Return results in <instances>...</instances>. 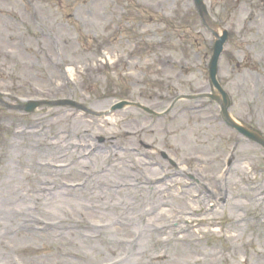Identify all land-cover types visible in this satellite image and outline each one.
<instances>
[{"label":"rangeland","instance_id":"obj_1","mask_svg":"<svg viewBox=\"0 0 264 264\" xmlns=\"http://www.w3.org/2000/svg\"><path fill=\"white\" fill-rule=\"evenodd\" d=\"M213 0H208L212 2ZM32 1L31 4H34ZM53 2L57 3L56 0ZM48 3L47 5L41 2L45 12H48L46 7H50L54 10L62 9L65 14L62 16V21L50 20L45 22L43 17L38 19L42 20V29L44 34L50 33L56 39H60L62 42L63 49L66 54V58L71 63H84L89 59L90 62L96 60V48L95 44H92V40L97 36L108 37L115 23L128 22L130 21V15L126 14L131 7L138 6L141 10L142 2L151 3L154 5L156 10L152 14H145L140 23L145 26H153V20L163 27L165 31L170 33V39H163L159 34L160 30L156 28H141L139 31L132 28H125L124 33L119 37V43L114 46V52L121 54L125 51L128 45V40H144L146 49H144L142 55H159V54H172L177 59H185L190 67H196L195 72L191 73L194 75V85L204 87V92L210 91L209 74L206 68V62L211 52V41L210 36H205L198 29V21L196 16L186 18L184 15L185 9L188 6L185 0H111L110 7L103 6L100 1L93 3L91 0H71L62 1L56 7L55 3ZM264 2V0H263ZM26 3L25 0H0V6L4 10H10L15 13V16L10 13L4 12L0 15V44L5 45L7 51H14V61L11 66L7 63L3 66L0 60V84L5 83H16L24 82V78L33 81L37 85L47 86L48 82L45 76L48 74L49 69L44 67L42 69L41 63H43L42 55H38L37 51L42 48L39 46L41 43L39 33L30 26H24L21 21L18 20L16 14L19 13V5ZM37 5V1L35 2ZM242 10L240 15H232L230 9L226 6L215 4L212 2L210 10H212L213 17L219 23L220 28L235 31V37L230 41L229 46L226 49V54L221 64L220 80L225 84L228 91L233 96V108L231 113L253 130L260 131L264 134V18L260 15L259 23L253 19L248 20L252 14L251 8L247 2H243ZM262 2L260 6L262 7ZM258 23V24H257ZM257 24V25H256ZM173 25L187 27L184 31L178 32L173 28ZM256 25V26H255ZM258 32V34L256 33ZM159 33V34H158ZM43 34V35H44ZM129 35V36H125ZM57 39V40H58ZM18 42H16V41ZM165 41V42H164ZM50 56H53V50L51 47H46ZM127 48L126 50H128ZM210 53V54H209ZM33 68V70H32ZM41 70V72L39 71ZM124 75L108 76L106 79L100 81L98 87L90 89L91 96H86L87 108H92L93 111L104 112L106 108H110L114 100L109 96H102L107 91H123L124 97L120 100H128L129 95L138 96L140 98L141 90L137 87H132V84L128 80L130 72ZM188 75V76H191ZM140 77H145V73H141ZM256 78H260L261 86L259 87L256 82ZM46 83V84H45ZM24 85L30 89V85L24 83ZM191 86L183 87V91L191 90ZM145 105L150 106V103L145 99L141 98ZM80 103V99L77 100ZM208 103V102H206ZM84 104V103H83ZM182 106V103L175 106V110ZM152 107V106H150ZM68 110V109H67ZM66 109H55L56 112H62L52 122L55 125V132L60 130H74L72 127L73 123H76L74 116L70 118L69 112ZM109 110V109H108ZM127 113H117L112 117L114 122H119L120 129H124L126 132L139 131V135L133 139V143L143 141L150 146L151 155L163 147L169 150L174 156L187 160L190 156L204 157L210 162L216 163L219 166L222 151L226 146L236 138L232 132L227 131L226 127L218 122H213L211 119L206 120L203 118H195L194 116L179 119L173 124L171 135L167 136L164 134L165 124L149 134H144L142 128L146 121L138 112L128 109ZM164 110H158L160 113ZM166 111V110H165ZM126 112V111H125ZM209 114H219L220 109L217 105H210L208 109ZM141 113V112H140ZM13 119L14 124L20 123L18 115L15 113L6 114ZM142 121V122H141ZM220 122V121H219ZM95 129H99L98 126L89 125ZM117 130V129H116ZM114 130V132H117ZM54 132V133H55ZM91 133H95L92 131ZM99 133V132H98ZM102 135L109 136L105 131L101 132ZM239 138V137H238ZM240 139L241 158L245 163H238L235 167L236 171L240 165L244 167V173L236 171L233 174L237 190L234 191L235 195L244 196L250 186L256 182L264 181V178L255 177L254 172L258 167H264V150L258 145H253L248 142L245 138ZM75 142V138L71 140V143ZM25 144V143H22ZM8 152L11 153L12 147L9 144ZM64 155L59 154L56 156L45 155L42 156L44 160L57 161ZM66 161V159H61ZM15 171L21 175L20 180L13 184L9 189H13L12 196L8 195V201H12L14 204L20 200L22 195L28 191L30 196V190L35 187L34 183L29 182L27 175V165L21 162L18 166L16 162H11ZM29 164V163H28ZM112 167V164H108L105 168L106 171ZM248 167L253 170L250 172ZM195 170L196 168L193 167ZM215 170V166L207 167L204 171L207 174H212ZM242 175V176H241ZM107 176V175H106ZM106 181L115 183L117 181L108 180ZM14 181L13 179H11ZM15 188V189H14ZM74 193L72 195L63 196L64 201H67L68 206L59 207L55 206L49 213L46 211L41 212L40 207L35 212L33 210L34 202L37 200L33 197L25 199L23 203V211L26 209V213L21 216L20 220L13 225L9 226V213L13 210H6L2 215L4 221L2 227L4 231L5 240L0 243V264L6 262V264H13L11 261L14 255L21 257L23 264H101L107 263L116 257L117 249L109 243V236L107 234L97 231L95 225L98 223H104L105 225L110 224L116 219L123 218L125 214L123 211L125 207L121 204L119 196H110L109 194L100 195L97 197H89L88 191ZM79 195V196H78ZM132 194L124 193L122 196H126L128 199ZM111 198H116L115 201H111ZM39 200H42L39 198ZM83 200V201H80ZM111 201V202H110ZM241 207L243 203L241 200L237 201ZM25 208V209H24ZM63 211L60 212V209ZM30 211V212H29ZM243 215L247 216L246 211L243 209ZM22 210H18L14 207L15 214L21 213ZM32 212L40 214L42 217L50 221H61L63 225L60 226L59 232H56V236L50 235L42 236L34 235V237L16 235L9 237L6 235L8 230H15L17 226H20L22 222L30 218ZM264 212V211H263ZM253 214H255L252 211ZM235 217H242V213L231 214L229 212L220 215H213V221L209 222H231ZM2 218V217H1ZM220 219V220H219ZM216 226V225H215ZM71 227H78V230L72 231ZM230 230L238 236L237 239L231 240L229 245L222 247V242L219 239V234L211 239V243H217L220 249L228 250L229 247L236 248V245H240V237H243V243L249 245L251 237L257 239L253 243V248L244 250L248 252L247 256H241L240 251L235 252L233 256L235 264H243L244 260L248 257L251 264H264V260L261 262L258 260L256 255L264 254V241L261 240L258 235L263 233V229L258 227L252 229L251 226H246ZM11 230V231H12ZM2 233V232H1ZM3 235V233H2ZM6 235V236H5ZM112 236V234L110 235ZM61 239L60 241H53V239ZM204 251H208L204 245L201 246ZM147 249V248H146ZM74 256V259H70ZM243 257L244 260H243ZM240 260H243L241 262ZM151 261H147L146 264H150ZM155 264L157 260L153 261ZM153 264V263H152ZM174 264H186L176 260ZM226 264H231L230 262Z\"/></svg>","mask_w":264,"mask_h":264},{"label":"bare ground","instance_id":"obj_2","mask_svg":"<svg viewBox=\"0 0 264 264\" xmlns=\"http://www.w3.org/2000/svg\"><path fill=\"white\" fill-rule=\"evenodd\" d=\"M102 124L105 125L106 127H111L113 125L112 122L110 123V121L109 122L108 121H103ZM65 145L66 144L64 142L58 143L56 145V150H60V148H64ZM119 159L121 160V162L124 161V158H122V157H119ZM121 164L124 165V163H121ZM113 171H114V169H113ZM125 171H126V169H125ZM110 176L113 177L116 180L117 178H119L120 175L113 172V173H111ZM180 193L183 195V199L181 197H173L172 203L159 204L158 202H156L157 201L156 200L155 201L156 203L154 204V208H161V209H160V212H156V214L154 216L148 217V218H146V216H140L139 220L136 222V226H139V224L142 225V227L145 226V229H144L145 232H144V234H142V235H144V240L143 241L147 242V241H150V240H152L154 238H160L161 234L167 233L166 230L157 231V232L153 231L152 232L151 231L152 227H153L152 223H154L156 221V223L157 222H161V223L165 224V223H168V222L172 221V219L169 216L170 215H173V216L176 215V211L173 210V207L176 206L177 204H180V203H178V200L182 199V202L185 200L184 203H186V205L189 206V207H191L193 205V203H191L190 201L186 200V196H184L185 191H181ZM104 194H110L111 196H113L112 193H109V192L106 191L105 193L97 192L96 194H94L93 197H97V196L104 195ZM156 197H157V195L153 194L151 198H156ZM122 199H124V198H122ZM54 200H57L56 202L64 201V200L59 199V198H56ZM114 200H115V198H111V201H114ZM160 200H161V198H160ZM122 201L128 203V200H122ZM141 204L144 205L145 203H141ZM164 204L166 206H170L171 207V210L169 212H166V210H162L164 208ZM131 205L133 207L132 210H134L135 207H136V203L131 204ZM179 216H180V214L178 213V215H177L178 222L183 223L182 221H184V219H182ZM165 225H168V224H165ZM140 230L141 229H139L137 231H140ZM122 233H124V232H122ZM123 249H125V248L123 247ZM132 252H133V257L134 258H138L139 257L138 256L139 255V251H132ZM136 261H138V260H136Z\"/></svg>","mask_w":264,"mask_h":264}]
</instances>
